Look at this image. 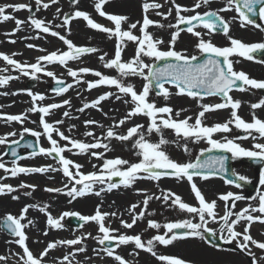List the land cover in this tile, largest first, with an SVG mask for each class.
<instances>
[{
  "label": "snow or ice",
  "instance_id": "1",
  "mask_svg": "<svg viewBox=\"0 0 264 264\" xmlns=\"http://www.w3.org/2000/svg\"><path fill=\"white\" fill-rule=\"evenodd\" d=\"M111 0H92L94 12L99 17L105 18L110 22L111 27L102 25L96 22L91 14L79 8L80 0H71L74 11L62 13L61 8H56L54 19L62 18V23L53 25L51 21L46 22L43 19L36 18L35 13H32V4L30 3H6L0 5V23L14 21L15 28L5 33L6 36H15L17 32L22 30V25L28 24L36 31L35 36L24 37L23 39H39L41 33L58 38L67 50H56L45 55H40L36 58L35 63L20 62L11 55L0 53V61H3L5 67L0 68V87L5 86L9 81L19 79L20 76L28 77L32 80H38L42 74L50 77L56 87L53 92L56 96H62L67 93L74 85L81 83L86 85L85 91L98 89L101 86L114 87L116 92H105L90 102L83 103L82 107L76 111L83 113L86 109H96L103 111L101 104L103 101L111 97L122 101L129 105L126 114L114 120L112 125H109L103 135L98 137L94 132L88 131L89 126H98L104 129V125L95 120H85L84 126L86 131L83 133L86 137H91L92 142H85L72 135H66L59 126L64 124V120H56L53 123L48 122L46 117L50 116L54 110L61 108H71L72 102L70 99H64L60 103L43 104L47 99L44 94L35 93L30 89L20 90L30 97L31 107L25 113L17 115L0 114V119L6 123L16 122L21 125L28 119L27 113H39V126L42 131H37L27 127H22L19 133V139H9L16 137L15 131L0 135V145H5V151L0 153V170H3L5 175L0 176V195H11L12 200H19L18 195H12L20 189H31L25 191L24 196H31L37 188L34 184L21 182L14 187L10 184L3 183L9 176L12 178L18 177L20 174H49L62 173L67 183L63 188L46 187L44 191L48 193H59L69 197V203L77 198H83L87 195L101 196L104 192H111L120 187L133 188L137 182L141 180L159 181L163 177L175 178L177 180H187L190 191L194 196L195 203L190 204L178 194L171 190L161 191L159 195L147 194L143 189H136L137 194L143 195L142 201L133 203L127 208L130 216V222L120 219L119 223L123 229L131 230L137 226L138 222L146 220V228L144 231L155 230L150 238L144 239L141 234H126L121 233L119 228H112L108 223L110 217H117L116 212H102L100 206L97 205L92 215H82L77 212L65 211L59 217H54L48 211L50 207L47 203L30 204L21 208L18 215L11 213L6 214L0 223V230H6L15 239L7 241V243H15L22 250L21 253H15L18 256L17 264H49L48 257L51 252L58 250L60 247L72 248L71 252L63 254L59 258H52L51 264H81V261L76 259L77 253H85L87 251L83 243L86 239L91 238L100 245V248L93 251L97 256L102 252L104 256L111 258L113 264H131L117 250L122 246H133L132 251L128 253L130 256H138L140 251L150 254L158 264H191L180 257L158 254L157 245L168 246L173 245L178 240L189 238H197L207 241L205 234L211 237H217L225 244L235 243L242 253L251 257V264H260V260H264V256L257 258L252 252V247L264 252V241H258L251 235V227L255 222L264 224V167H261L259 173V185L255 196L246 197L242 194L227 192L219 194L217 199L209 201L201 189L194 181V177H199L203 180L215 177L221 173L227 172L225 162L229 159L226 155L205 156V153H211L214 150L230 153L233 160L238 158H248L254 163L264 165V143L258 142L264 139V119H260L255 110L264 108V98L259 99L257 103H251L250 108L253 110L251 121H246L238 114V109L242 102L234 99L231 92L249 91L250 89H264V81H257L249 78L243 71L234 70V61L230 59L233 55L248 60H253V53L264 51V43L245 44L239 39H235L230 35V21L220 15L222 12L235 11L237 16L232 18L233 21L239 20L240 27L246 28L253 26L264 31V25L259 24L252 17L258 16L260 21H264V0H224V7L218 11H205L201 13L198 9L208 7L212 0H194L192 6H183L177 0H165L170 7L167 12L156 11V15L167 19L175 13V24L165 25L159 21H155L149 17V13L154 10H159L164 7L157 0H144L141 4L142 20L130 22V18L124 14H114L105 11V6ZM59 0H35L36 11L41 9H49L50 6L57 5ZM258 9V10H257ZM11 13H17L22 10H27L29 15L27 20H21ZM191 13V14H189ZM82 19L86 22V27L102 33L110 41L114 42V54L111 58L105 52L99 56V60L105 69L114 70L117 76H109L101 71L90 69L88 67H80L73 69L69 66L70 61L80 60L87 54H95L100 50L95 46H77L67 36L61 32L53 30L54 28H63L68 33H71L70 24L72 21ZM127 25V27H125ZM180 25H186V28H181ZM150 27L171 28L175 29L170 33V40L167 41L168 47L162 48L165 41L162 38L156 37ZM202 27L207 30V35L219 31L225 35L231 46L218 47L211 40H205L204 34L198 31L197 28ZM137 32L139 34H137ZM186 32L196 38L197 43L195 48L201 54H207V59L201 63H194L198 57L196 55H187L183 51H177L175 44L179 39L180 33ZM10 43H16V40L9 39ZM129 44L133 46V55L125 60L123 53L128 48ZM29 49H34L37 46L31 43L26 44ZM43 52L45 49H38ZM150 61V62H146ZM160 62H164L160 66ZM58 64L66 68L67 76L73 79V83L65 84L63 79L56 76L53 71L47 70V65ZM19 73V76L4 75L9 71ZM91 75L95 79L87 80L86 76ZM140 77L144 81L142 88L137 89L132 83L127 82V78ZM170 86V87H166ZM155 91L156 97H162L168 101L173 95L186 96L196 102L198 111L195 116H185L180 118L182 113L187 109L174 111L173 107L165 104L163 106L151 98V93ZM171 89H175L173 92ZM7 95L8 93H0ZM19 93H12L17 95ZM79 96L80 93L77 92ZM206 97H220L219 103H203ZM219 110H230L229 118L224 122H215L211 125L205 123L206 114L214 113ZM64 117H70L69 111H64ZM107 117V113H104ZM134 117H143L146 119V124L135 123L127 127L126 131L121 133L116 129L128 124ZM35 123V121H33ZM76 125L69 126V133ZM233 128L244 133L229 138ZM171 130L174 133L176 140L170 141L165 139L164 131ZM158 134V142H152L148 136ZM25 134L36 137V144H28L26 147L32 148L30 157L38 155L46 156L55 161L53 164L44 166H21L17 163L18 160L26 159V157L18 156L17 148L11 147V156L16 158L11 161V167H8L4 162L3 157L8 154L7 147L11 145H20V141ZM216 134H220L221 138L216 139ZM46 138L49 147L41 146V138ZM58 137V139H57ZM253 141L251 148H244L237 141L248 140ZM112 140L121 143L132 142V149L135 150V155L138 162H130L128 159L119 156L108 158L106 153L112 151L110 146ZM183 140V151L189 152L187 142L198 143L206 142L208 147L201 149L196 156L194 162H179L172 159L166 152L164 146L172 143H177ZM107 141V143L105 142ZM63 142V143H62ZM73 149L77 151H73ZM103 149V151H98ZM65 153H71L75 156H89L101 161L99 165L93 164L94 171L85 173L82 169L84 165L70 159ZM235 179H225V184L235 185L240 188L242 185L238 181L249 183L250 181L243 175L233 171ZM119 178L118 182H113V178ZM51 178V177H49ZM223 179V176H221ZM96 185H100L99 190H96ZM153 200L160 201L162 205L173 211L186 214L190 218H177L164 223H159L151 218L155 215L149 211L150 202ZM217 200L224 202L223 215L217 212ZM248 200L246 207L239 211H234L238 201ZM230 202V203H229ZM252 202H255L253 204ZM29 209H36L46 216V229L43 232L44 236L49 234V229H62L64 225L62 221L66 217H76L81 223L79 227L83 228L89 223L96 225L97 235L91 233H82L73 239L53 240L46 243L43 250L34 253L27 241L29 240L25 229L30 225L34 226V221L27 218ZM139 209V211H137ZM119 218V217H117ZM27 220V223L23 221ZM210 223H218L219 228L213 229L208 225ZM241 226V230H237V226ZM161 230H163L161 232ZM39 243L40 241H35ZM78 246V247H76ZM216 247V245H213ZM8 257L0 256V261H6ZM86 259H90L86 257ZM103 259V257H101Z\"/></svg>",
  "mask_w": 264,
  "mask_h": 264
},
{
  "label": "rangeland",
  "instance_id": "2",
  "mask_svg": "<svg viewBox=\"0 0 264 264\" xmlns=\"http://www.w3.org/2000/svg\"><path fill=\"white\" fill-rule=\"evenodd\" d=\"M44 2H48V0H44ZM127 4L126 10L117 11L115 9L118 3ZM144 0H111L105 6V10L108 13L114 14H124L130 18V22H135L139 19V15L142 16V9L141 4ZM159 3H165V0H157ZM183 6H192L194 0H177ZM6 3H30L32 4V13H35L36 18L43 19L46 22L51 21L53 25L62 23V18H56V8L59 7L62 10V13H69L71 14L74 11V8L68 0H59V3L54 6H50L49 9H41L40 11H36L35 0H0V5ZM167 6L163 7L159 10H154L149 13V17L155 21H159L165 25L168 24H175V13L173 12L172 16H169L167 19H163L160 16H157L155 13L156 11H164L167 12L168 8L170 7L169 3H166ZM87 5L92 6V0H80L79 8L84 11H88L85 7ZM133 6V7H131ZM224 7V0H212V3L208 7H202L198 9L201 13L205 11H218L220 8ZM11 13V10H9ZM27 10H22L17 13H11L12 15L16 16V18L21 20H27L29 15H31ZM90 13V12H89ZM91 14V13H90ZM191 14V13H189ZM92 15V14H91ZM226 20L230 21V35L235 39L241 40L245 44H252V43H264V31H261L258 28L253 26H248L246 28H241L239 20L236 19L235 21L232 20L234 16H237L235 11H227L220 13ZM101 23L99 21H96ZM262 25H264V21H260ZM102 25L111 27L110 22L101 23ZM0 53L11 55L16 53L17 55L14 57L20 62H29L35 63L36 58L40 55H45L49 52L56 51V50H67L66 46L58 39L54 38L50 35H46L41 33V37L39 39H23L24 37L35 36L36 31L33 30L28 24L22 25V30L17 32L15 36L8 37L5 33L11 32L15 28L14 21H7L0 23ZM127 27V25H125ZM71 33L69 34L63 28L53 30L61 32L62 35L67 36V38L71 39L73 43L77 46H95L100 51L95 54H87L83 56L80 60L77 61H70L69 66L72 67L74 70L80 67H88L90 69L101 71L102 73L109 75V76H117V73L111 69L103 68L99 60V56L103 55L105 52L108 53V57L111 58L114 54V42L110 41L106 38L104 34L101 33L100 39L99 35L93 33L91 29L86 27V22L82 19H78L72 21L70 24ZM204 34L205 40H211V42L218 46V47H225L231 46L228 38L223 34H212L208 36L204 29H197ZM149 31H151L156 37L162 38L165 41V44L162 45V48H167V41L170 40V33L175 31V29H171L168 27L165 28H157V27H150ZM137 34H139L137 32ZM9 39L16 40V43L8 42ZM31 43L36 45L37 47L34 49H29L26 47V44ZM197 43L196 38L192 37L191 34L186 32H181L179 39L175 44V49L177 51H183L187 55H196L197 57L201 54L198 49L195 48V44ZM45 49V51L41 52L38 49ZM133 46L129 44L128 48L123 53V58L125 60L129 59L133 55ZM146 62H150L147 61ZM5 67L3 61H0V68ZM48 71H53L56 76L60 79H63L66 83H73V79L67 76L66 68L58 65V64H50L47 65ZM262 72L263 69H262ZM4 75H13L19 76V73L15 71H9L7 73H3ZM40 78L36 80V86L31 88L30 90L35 93L44 94L47 99L43 101V104L49 103H60L64 99H70L72 102V107L68 108H61L58 110H54L53 113L46 117L48 122L53 123L56 120H64V124L59 126L62 131L65 132L66 135L70 134L73 138L85 141V142H92L91 137H86L83 133L86 131L84 126L85 120H95L98 121L100 124L104 125V129H101L98 126H89L88 131H92L95 133L96 136L100 137L103 135L104 131L107 129L109 125H112L114 120H118L122 118L127 110L129 109V105L124 104L122 101H118L115 97H111L106 101H103L101 104V108L103 111H98L96 109H86L83 113L76 111V109L82 107L83 103L90 102L93 99L97 98L99 95L105 92H116L114 87L109 86H101L98 89H93L91 91H85L86 85L81 83L80 85H74L72 89H70L67 93L63 94L62 96H56L54 93H50L48 90V86L54 83V81L50 77L43 76L42 74H38ZM87 80L95 79L93 76L88 75L85 77ZM31 80L28 77L20 76L19 79H14L9 81V83L5 86L0 87V93H8L7 95L0 94V114L5 115H17L25 113L28 108L31 107L30 97L26 94L21 92L20 90L27 89L25 85L27 82ZM128 83H132L136 86L137 89H141L144 81L140 77H131L127 78ZM170 87V86H167ZM175 92V89H171ZM77 92L80 95H77ZM12 93H19L17 95H12ZM254 92L245 91V92H235L231 94L234 99H238L242 102L241 107L238 109V114L245 119L246 121H251V114L252 109L250 108L251 103H257L261 97L257 94H253ZM151 98L154 99L158 105L163 106L168 104L169 106L173 107L174 111L180 109H187V111L183 112L181 115V119L185 116H195L196 112L198 111L196 102L186 96H176L173 95L168 101L163 100L162 97H156L155 93H151ZM203 103H219L221 100L216 98H208L202 101ZM64 111L70 112V117H64L62 114ZM256 115L260 119H264V108L256 109ZM107 113V117L104 115ZM230 110H219L214 113L206 114V121L205 123L211 125L215 122H224L229 118ZM28 119L24 122L23 125L12 122L6 123L4 120L0 119V129L4 130L0 132V135H4L8 132L15 131L17 133L16 137H10L9 139H19V133L22 131V127H27L30 129H34L37 131H42L39 126V116L36 113H27ZM35 121V123H33ZM135 123H142L146 124V119L143 117H134L132 121L128 124L122 126L119 129H116L118 132H125L127 127L132 126ZM4 124V126H1ZM76 125L74 129L69 133V126ZM242 133L239 130L233 128V131L228 134L229 138H233L237 135ZM29 134H25L27 136ZM165 139L170 141H175L176 137L171 130L164 131ZM36 138V137H35ZM158 134H152L148 136V139L152 142H158L159 140ZM216 139H220L221 135L216 134ZM58 139V137H57ZM107 143V141H105ZM258 142L264 143V139L259 140ZM63 143V142H62ZM240 143L241 146L244 148H251L253 141L251 139L248 140H241L237 141ZM41 146L49 147L46 138H41L40 140ZM179 147L177 143H172L169 145H165L164 148L168 155L179 162H194L196 156L200 153L201 149L208 147L206 142L201 141L198 143H193L191 141L187 142L189 152L183 151V145L185 141L179 140L178 141ZM110 146L113 149L112 151L106 153L108 158L114 157H121L124 159H128L130 162H138V158L135 155V150L132 149V142H125L121 143L116 140H112L110 142ZM6 146L0 145V153L5 151ZM73 151H77L73 149ZM98 151H103V149H99ZM70 159L75 160L76 162L84 165L82 169L85 173L94 171L92 168L93 164L99 165L102 163L101 161L96 160L95 158H91L89 156H75L71 153H65ZM231 155V154H230ZM23 157L26 159L18 160L17 163L21 166H44L47 164H55L51 158L38 155L36 157H30V155L24 153ZM4 162L8 167H11V162L7 161L6 157H3ZM244 158H238L233 160V170L239 174L243 175L250 181L249 183L254 184L256 190L252 194L255 196L257 193V189L261 188L259 185V173L255 172L252 169L247 168L241 160ZM5 175L3 170H0V176ZM33 179H30L28 176L24 174H20L16 178L8 177L3 183L10 184L14 187L18 186L21 182L27 184H34L37 186L36 190L32 192L31 196H24L23 193L25 191H31V189H20L18 192L13 193L12 195H18L20 197L19 200H12L11 195H0V218L4 217L6 214L11 213L13 215H18L21 208L25 205L30 204H44L47 203L50 207L48 211L54 217H59L61 213L65 211L69 212H77L82 215H92L94 214L96 204L101 202L97 196L95 195H87L83 198H77L76 200L69 203V197L59 193H48L44 191L46 187L51 188H63V185L67 183L66 179L63 177L62 173H49V174H36L34 175ZM51 177V178H49ZM194 181L197 183V186L201 189L203 194H208L212 199H217L219 194L233 192L242 194L246 197V191L242 188H233L225 184L221 179L212 177L207 180H203L199 177H194ZM96 190H99L101 187L100 185H96ZM136 189H143L147 192V194H155L159 195L161 191L171 190L172 192L180 195L185 202L190 204H194V196L190 191V186L187 180H177L175 178H168L163 177L159 181H149V180H141L134 185L133 188H124L120 187L119 189H115L111 192H104L105 194H109L107 201V205L109 207L108 212H116L117 217H110L108 223L112 228H119L121 233L126 234H141L142 237L146 240L150 238L153 234H155V230H148L144 231L146 228V220L138 222L137 226H135L131 230L123 229L120 226L119 220L124 219L130 222V216L126 211L127 208L133 204L142 201L143 195L137 194ZM264 190V189H262ZM206 197V196H205ZM251 197V196H249ZM103 198V193L100 196V199ZM218 203H222L223 206L217 208V212L220 215H223L224 210V202L217 200ZM230 203V202H229ZM249 203L248 200L238 201L236 203V208L234 211H239L242 207H246ZM255 204V202H252ZM149 211L155 213V215L151 218L155 219L159 223H164L169 220H175L177 218H190L187 217L186 214L179 213L173 211L171 209L165 208L160 201L153 200L150 202ZM139 211V209H137ZM28 219L34 221V226L30 225L27 229H25L26 234L29 237L27 241L30 249L34 253H38L39 251L43 250L46 246V243L53 240H62V239H72L76 236H80L82 233H91L93 236L97 235L96 225L93 223H89L85 225L83 228H73L68 225L66 217L62 224L64 227L58 230L49 229V234L47 236L43 235L44 230L46 229V216L40 213L36 209H29V212L26 214ZM2 220V219H0ZM27 223V220L23 221ZM213 229H218V223H210L208 225ZM260 228V229H259ZM259 228L251 231V235L257 239L258 241H264V225L259 226ZM237 230H241V226H237ZM163 230H161L162 232ZM15 238L7 237L1 230H0V256L8 257L6 261H0V264H17L18 256L15 253H21L22 250L19 248L18 245L15 243H7L9 240H13ZM39 240V243L35 241ZM83 246L86 247L87 251L85 253H77L76 259L81 261V264H113L111 258L104 256L101 252L100 256H97L96 253L93 251L94 249H99L100 245L91 238H88L84 241ZM78 247V246H76ZM235 243L232 244H225L223 248H215L214 246H210L204 240H200L197 238H189L185 240H178L173 245H171L168 249L163 250L162 246L157 245V252L158 254H168L180 257L186 261L191 262V264H251V257L242 253L241 251L234 249ZM72 248L60 247L58 250H54L51 252L50 256L47 258L49 264H51L52 258H59L63 254L67 252H71ZM122 255L125 256L127 260L131 262V264H158L154 257L150 254H145L143 257L140 254L138 256H130L128 255L129 252L132 251L131 245L129 246H122L120 249L117 250ZM169 252V253H168ZM252 252L256 254L257 258L264 256V252L252 247ZM86 257L90 259H86ZM103 257V259H101ZM260 264H264V260H260Z\"/></svg>",
  "mask_w": 264,
  "mask_h": 264
},
{
  "label": "water",
  "instance_id": "3",
  "mask_svg": "<svg viewBox=\"0 0 264 264\" xmlns=\"http://www.w3.org/2000/svg\"><path fill=\"white\" fill-rule=\"evenodd\" d=\"M205 59H207V56L203 57V58L200 59V60L194 61V63H201V62H203ZM163 63H164V62H160V66H162ZM33 85H34V83L31 82V85H28V87H31V86H33ZM56 86H57V85L54 84L53 86L50 87V89L53 91V89H54ZM154 90H155V89H154ZM155 91H156V90H155ZM28 144H33V145H35L36 142H35V140H34L32 137H26V138H24L22 141H20V145H11L10 147H8V149H7V152H8V154H7V159H8V160L16 159V158H14V157L11 156V147H16V148H17L18 156H22V154L20 153V150L23 149V148H24V149H27L28 152L31 153V152L33 151V149H32V148H28V147H26V145H28ZM218 155H226V156H228L226 153L219 152V151H213V152H211V153H205V156L202 157L201 159H205V158H207L208 156H218ZM228 157H229V156H228ZM246 163H247L248 165H251L252 167L257 168V169H260V167L262 166V164H260V163H254V162L251 161V160H247ZM225 167H226V169H227V172H225V173H221V174H219V175H217V176H219V177L223 176V179H224V180H225V179H235V177L232 175V172H231V166H230V161H229V159L225 162ZM238 183H239V182H238ZM70 221H71V222H74V219H70ZM1 223H2V222H1ZM77 225H79V223H77ZM4 231L7 233L6 230H4ZM7 234L10 235L9 233H7ZM10 236H11V235H10ZM206 238H207V241H208L209 243H211V244H214V245H216V246H220V245H221L220 242H219L217 239H215L214 237L208 236V234H206Z\"/></svg>",
  "mask_w": 264,
  "mask_h": 264
},
{
  "label": "bare ground",
  "instance_id": "4",
  "mask_svg": "<svg viewBox=\"0 0 264 264\" xmlns=\"http://www.w3.org/2000/svg\"><path fill=\"white\" fill-rule=\"evenodd\" d=\"M162 5H164V7H166L167 6V4L166 3H161ZM126 6H127V4L126 5H124V3L122 2V3H118L117 5H116V7H115V9L117 10V11H122V10H126ZM87 9H88V11L92 14L91 16H92V18L95 20V21H99V22H101V23H105V22H109V21H107L105 18H101V17H99L98 16V14H96L95 12H94V9H93V7L91 6V5H87V6H85ZM131 7H133V6H131ZM106 11V10H105ZM139 19L140 20H142V16L141 15H139ZM0 28H2V27H0ZM93 33H96L97 35H99V36H97V37H99L100 39H102L100 36H101V33H99V32H97V31H95V30H91ZM1 126H4V124H2ZM4 130H2V129H0V132H3ZM3 135V134H2ZM34 175H36V174H29V175H26V176H28L30 179H33V178H35V177H33ZM108 196H109V194H105V193H103V198H101L100 199V196L99 197H97L101 202H98L97 204H96V206L97 205H99L100 206V209H101V211L102 212H108V210H109V207H108V205L106 204L107 203V199H108ZM205 196H206V198L209 200V201H211V200H213L208 194H206L205 193ZM217 204H218V207L217 208H220L221 206H223V204L222 203H218L217 202ZM242 208H244V207H242ZM95 209H96V207H95ZM261 225H264V224H260L259 222H255L253 225H252V227H251V231L252 230H254V231H256V229L257 228H259V226H261ZM260 229V228H259ZM235 249H237V250H239L238 248H236L235 247ZM240 251V250H239Z\"/></svg>",
  "mask_w": 264,
  "mask_h": 264
},
{
  "label": "flooded vegetation",
  "instance_id": "5",
  "mask_svg": "<svg viewBox=\"0 0 264 264\" xmlns=\"http://www.w3.org/2000/svg\"><path fill=\"white\" fill-rule=\"evenodd\" d=\"M256 62L259 67L255 71H258L259 68H263L264 71V61L262 63L256 61V60H247L246 58L239 57L235 62H234V69L235 70H248L250 68V78L256 79L257 81H264V72L262 70H259L258 72H255L253 69V62ZM254 62V63H255ZM255 72V74H253Z\"/></svg>",
  "mask_w": 264,
  "mask_h": 264
}]
</instances>
